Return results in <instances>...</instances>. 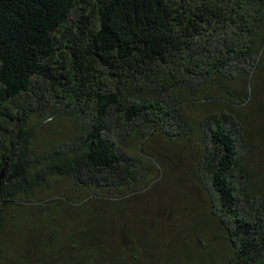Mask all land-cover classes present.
Returning a JSON list of instances; mask_svg holds the SVG:
<instances>
[{
  "label": "trees",
  "instance_id": "16d2710c",
  "mask_svg": "<svg viewBox=\"0 0 264 264\" xmlns=\"http://www.w3.org/2000/svg\"><path fill=\"white\" fill-rule=\"evenodd\" d=\"M261 71L264 0H0V259L174 264L154 236L138 243L135 230L105 221L120 214L112 190L132 195L163 175L162 154L145 148L156 137L199 149L198 251L221 244L213 264H264V174L248 164L256 113L241 118ZM203 103L200 116L185 115ZM64 117L75 122L70 139L38 134ZM144 156L159 172L139 167ZM52 177L67 179L70 194L39 196ZM32 203L42 224L29 222ZM8 223L33 255L6 247ZM184 254L178 264H198Z\"/></svg>",
  "mask_w": 264,
  "mask_h": 264
},
{
  "label": "rangeland",
  "instance_id": "374dc122",
  "mask_svg": "<svg viewBox=\"0 0 264 264\" xmlns=\"http://www.w3.org/2000/svg\"><path fill=\"white\" fill-rule=\"evenodd\" d=\"M259 74H261V78L257 102L252 107L247 106L243 110L241 118H246L244 115L248 112L251 114L256 113L251 122V129L256 132L252 141L256 146L251 151L252 155L248 160V164L251 169L264 174V118L258 114L257 109L258 105L264 104V71ZM204 108V103L193 106L185 110V115L200 116L204 112ZM46 122V126L38 133L44 139H54L55 141L64 138L70 139L75 132L76 126L72 118H53L52 120L47 119ZM38 142L39 140H36V144H39ZM174 142L171 145L163 141L162 138L155 137L146 144L145 148L149 152L159 151L162 154L163 162L166 164L163 175L143 191L132 195L124 196V191L112 190L111 193L113 194L111 195L116 197L109 201L112 202L111 207L119 206L120 214L106 218L105 221L109 227L115 228L116 232L119 233L129 229L135 230L137 235L140 236L137 238L138 243L144 244L146 241L142 237V233L146 234L145 237L148 239L149 244L152 242L149 240L150 236H154L157 245L154 244L153 246H159L165 255H167L168 250V257L170 260L173 259L174 264L175 261L176 264L181 262V259L185 256L184 249L190 254L186 256H189L193 261L198 260L196 261L198 264H213L217 259L225 257L222 245L216 244L213 250L211 246L209 252L201 253L193 243L198 235L197 227L202 217V208L207 205V196L200 189L194 173L195 160L199 154V149L191 139H178ZM137 143L134 151L137 149ZM139 167L151 174H155L157 170L159 172L158 166L146 156L141 158ZM70 187L71 184L67 179L52 177L47 185L37 190V193L39 196L48 199L61 197L70 194ZM29 205L26 209L29 222L42 224L44 221L40 217L41 211L36 207L37 204L32 203ZM110 213L111 215L114 213L113 208L110 209ZM9 216L13 217L12 214H9ZM11 220H14V218H11ZM101 226L106 225L99 224V227L91 232H99ZM15 227L13 224L8 223L4 228L3 241L6 247L9 246L11 249L18 250L17 252L20 254L27 251L33 255L34 250L31 249L29 243L22 242V237ZM45 241H47V238L41 241V247L36 248L39 253L47 250L44 248ZM149 246L145 245L146 251L143 250L144 254L148 252V256L150 254L148 251ZM49 254L52 255L51 252ZM106 255H109L113 260L118 258L110 253ZM156 257L157 255L154 254L153 258ZM47 258L49 259L50 256H47ZM20 261L18 257H8L0 259V264H19Z\"/></svg>",
  "mask_w": 264,
  "mask_h": 264
}]
</instances>
